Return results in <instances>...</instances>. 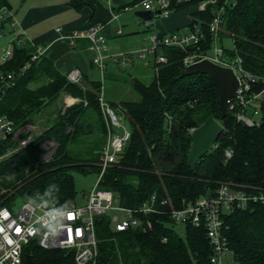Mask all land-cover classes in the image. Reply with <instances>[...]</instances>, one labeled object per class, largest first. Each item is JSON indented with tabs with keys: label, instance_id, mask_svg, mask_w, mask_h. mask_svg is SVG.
<instances>
[{
	"label": "trees",
	"instance_id": "16d2710c",
	"mask_svg": "<svg viewBox=\"0 0 264 264\" xmlns=\"http://www.w3.org/2000/svg\"><path fill=\"white\" fill-rule=\"evenodd\" d=\"M197 18L208 20V8L196 11ZM226 35L232 38L233 49L224 47L225 53L239 55L246 69L264 74V0H236L227 6L220 40ZM157 51L167 59L157 71L151 68L150 79L143 78V71L130 76L139 97L111 101L121 107L130 136L118 160L105 167L98 186L132 208L148 203L153 195L158 212L141 215L142 226L123 231L111 228L104 216L96 218V264H211L205 225L175 220L171 209L194 203L221 182L250 193L264 191V100L252 125L236 120L233 112L220 117L213 79L201 72L186 74L182 49L162 45ZM7 74H13V80ZM100 86L98 79L70 80L46 54L31 44L13 42L11 54L0 60V113L10 116L15 128L39 115L62 92L79 99L59 109L24 146L0 158V206L12 207L37 194L58 204L76 202L71 169L98 173L101 168L98 157L106 125L98 99ZM210 117L220 120L223 129L213 147L191 166L189 129ZM47 138L54 140L55 148L45 159L41 144ZM14 143L11 136L4 139L0 152ZM228 148L230 157L224 154ZM177 223L183 225V235L173 228ZM223 227L238 264L264 263V204L233 208L223 216ZM20 264H73V256L30 241Z\"/></svg>",
	"mask_w": 264,
	"mask_h": 264
},
{
	"label": "built area",
	"instance_id": "2783aa9c",
	"mask_svg": "<svg viewBox=\"0 0 264 264\" xmlns=\"http://www.w3.org/2000/svg\"><path fill=\"white\" fill-rule=\"evenodd\" d=\"M236 0H136L123 7L124 10L141 7L142 9H159L166 15L177 8L178 4H197V11L209 10V19H193L186 31L171 30L162 34L150 35L148 45L134 49L135 55L146 59L151 54L155 71L160 63L166 61V56L158 52L162 45L175 46L184 51L182 62L185 65L208 58L222 65L230 66L236 74L238 87L230 98L228 106L236 120L248 125L257 122L260 103L264 100V74H256L246 69L239 55L228 56L219 38L222 13L227 6H233ZM0 13V19H1ZM99 24L71 31L67 36L86 37L90 40L89 47L93 52V62L102 69L104 67L102 47L105 37L98 33ZM119 31V30H118ZM212 49V52L210 50ZM131 51V52H133ZM34 54L32 57H34ZM113 58L120 65L130 64L131 53L119 52ZM157 65V66H156ZM156 66V67H155ZM25 66H23L24 68ZM22 68V69H23ZM67 77L79 81L81 77L78 68H72ZM13 80V74H7ZM103 117L108 130V138L100 153V171L97 173L95 185L82 194L83 202L58 204L44 199L37 194L32 199L16 202L12 207L0 206V264H20L26 245L34 241L43 249H59L69 251L73 256V264H96L98 241L96 237V218L104 216L114 230H127L142 226L141 215L158 212L155 207V197L152 195L148 203L137 208L120 204L118 196L108 189L98 186V181L105 169L116 162L126 144L130 129L125 117L110 106L102 96L98 95ZM194 127L189 129L190 132ZM15 132L14 120L6 113H0V142L12 136ZM231 149H225L226 157L231 156ZM264 204V191L246 192L221 182L208 195L201 196L194 203L179 209H171V218L184 222L189 220L194 225L201 222L205 225L206 236L212 253L209 256L211 264H222L227 252V237L223 227V216L233 208H243L250 203ZM162 200L160 204H164ZM67 218L64 219V215ZM64 224L59 235L46 236L47 228H57ZM150 221L146 220V228ZM144 228V226H143ZM39 230V231H37ZM264 264V263H263Z\"/></svg>",
	"mask_w": 264,
	"mask_h": 264
},
{
	"label": "crops",
	"instance_id": "0c3cea01",
	"mask_svg": "<svg viewBox=\"0 0 264 264\" xmlns=\"http://www.w3.org/2000/svg\"><path fill=\"white\" fill-rule=\"evenodd\" d=\"M74 1L77 6L74 5ZM135 1L0 0L1 28L6 25L11 28L12 45L14 41L18 44H31L36 50L50 57L66 76L72 68H78L81 73L80 80L85 82L88 79L100 80L101 90L102 87L104 88L105 69L111 77L117 78V75L123 71L133 75L134 72H141L142 69L147 70L148 67H153L154 63L149 60L152 58L151 54L144 59L135 55L133 50L150 44V35L152 34H162L171 30L181 32L188 30L195 19V12L198 10L197 4H187L171 10L166 15L160 14L143 18L135 13L142 9L141 7L132 8L133 10L123 9L124 6ZM136 23L143 25L144 29L139 30ZM95 24L100 25L98 33L105 37L104 46L101 49L104 55L102 69L93 62V52L89 47L90 40L88 38H68L67 36L73 30L88 28ZM149 29L152 32L148 33L149 35L146 34L147 38L142 33L140 34V32ZM141 40H143L142 43ZM11 51L12 48L4 50L0 54V60L3 57H8ZM119 52L131 53L132 62L126 65L118 64L113 55ZM112 87H114L113 83L106 82V98L110 101L120 99L121 95L109 97ZM105 96L103 99L107 102ZM75 99L67 93L62 96V102H72ZM84 192L86 191H83L82 194ZM81 202H83L82 196Z\"/></svg>",
	"mask_w": 264,
	"mask_h": 264
},
{
	"label": "rangeland",
	"instance_id": "374dc122",
	"mask_svg": "<svg viewBox=\"0 0 264 264\" xmlns=\"http://www.w3.org/2000/svg\"><path fill=\"white\" fill-rule=\"evenodd\" d=\"M130 9H132V8H130ZM136 25L138 26L139 30H141L143 28V25H139L138 23H136ZM151 32H152V30L149 29V30H144V31L140 32V34L142 33V35H144V37L146 36V38H147L146 34H148V33L150 34ZM12 36H13V34L11 32V28L9 27V25L3 26V28L0 30V54L4 50H6V49L10 50L12 48V42H11V40L13 38ZM142 42H143V40H141V43ZM221 42L225 48H227L229 50L233 49V41H232V38L230 36H228V35L223 36L221 39ZM210 52H212V49L210 50ZM149 63L151 64V62H149ZM151 68L155 69L154 64H153V67H151ZM151 68L148 67L147 70L142 69V71H143L142 76L145 80H148L151 78V74H152L151 71H153V70H151ZM104 72H105L104 88L103 87L101 88V90L98 92V95H100V93L102 92V95L105 96V92H106L105 91V85H106V82H108V83L114 84V87H112L110 89L109 97L110 96L115 97L116 95H121L119 97L129 98V99H137L139 97L138 93L131 86V83H130V76L131 75L128 72H125V71L120 72V74L117 75V78L111 77V75H109V73L107 72L106 69ZM134 73H136V72H134ZM137 73H140V72H137ZM79 81H80V79H79ZM62 96H64V92L60 93V95L57 97L56 100H54L52 103L47 105L44 109H42V111L40 112L39 115H37L36 117H33L32 120L26 122L25 124L19 125L18 127H16L15 132L11 136V138L14 139L15 141H17V143H14V144H17V146L15 148L13 147V149H12V146L14 145V144H12L10 147L11 148L10 150H4V151L0 152V158H2L3 156H7L9 153H11L12 151L16 150L19 147L24 146L27 143V141L30 140V138L33 134L39 132L42 128H44L46 126L45 124H47L49 121H51L55 117V115L57 114L59 109H61V108L63 109L67 105H69V104H71L74 101L79 99V98L75 97L76 99L72 102H67V101L62 102ZM105 98H106V96H105ZM107 100H108L107 101L108 104H110V106H112L113 108L118 110L124 117V113L121 110V107L120 106L114 107L113 104H111V101L109 99H107ZM105 125H106V123H105ZM107 138H108V130L106 127L105 141L101 147V150L105 146V144L107 142ZM41 146L46 149L43 152V157L45 159H48L51 156V152H53V150L55 148L54 140L51 138L50 139H48V138L44 139ZM99 157H100V154H99ZM98 163L100 165V159H98ZM112 163H114V162H112ZM112 163H110V164H112ZM100 167H101V165H100ZM71 172L73 174L74 185H75V189L77 191L76 202L80 203L82 192L83 191H89L95 185V181L97 179V173L95 171L88 172V173H82L76 169H71ZM19 202H21V200L18 201V204H19ZM172 226L180 235L184 234V229H183L182 224L177 223V224H174ZM222 264H238V262L234 259L232 252H227L226 255L224 256L223 260H222Z\"/></svg>",
	"mask_w": 264,
	"mask_h": 264
},
{
	"label": "water",
	"instance_id": "95a60500",
	"mask_svg": "<svg viewBox=\"0 0 264 264\" xmlns=\"http://www.w3.org/2000/svg\"><path fill=\"white\" fill-rule=\"evenodd\" d=\"M135 13L143 18H150L153 15H160V10L139 9ZM184 71L186 74L197 72L208 74L218 89L220 117L231 113L228 102L236 93L238 80L230 66L222 65L208 58H203L185 65ZM222 129V123L215 117H210L194 127L190 134L191 143L187 154L189 165H195L199 157L213 147Z\"/></svg>",
	"mask_w": 264,
	"mask_h": 264
},
{
	"label": "clouds",
	"instance_id": "9594fccd",
	"mask_svg": "<svg viewBox=\"0 0 264 264\" xmlns=\"http://www.w3.org/2000/svg\"><path fill=\"white\" fill-rule=\"evenodd\" d=\"M66 218H67V215L65 214L64 215V219H66ZM63 228H64V224L63 223L58 225L57 228H55V229L47 228L46 231H45V235L46 236L50 235V236L55 237V236L59 235V233L63 230ZM37 231H39V230H37Z\"/></svg>",
	"mask_w": 264,
	"mask_h": 264
}]
</instances>
